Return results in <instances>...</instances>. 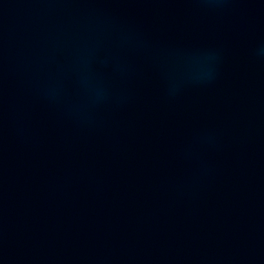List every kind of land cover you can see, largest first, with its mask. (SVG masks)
Masks as SVG:
<instances>
[{"label":"water","instance_id":"95a60500","mask_svg":"<svg viewBox=\"0 0 264 264\" xmlns=\"http://www.w3.org/2000/svg\"><path fill=\"white\" fill-rule=\"evenodd\" d=\"M0 264H264V0H0Z\"/></svg>","mask_w":264,"mask_h":264}]
</instances>
